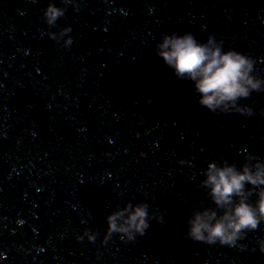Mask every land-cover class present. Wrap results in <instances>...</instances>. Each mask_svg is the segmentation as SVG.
I'll return each instance as SVG.
<instances>
[{
  "label": "water",
  "instance_id": "95a60500",
  "mask_svg": "<svg viewBox=\"0 0 264 264\" xmlns=\"http://www.w3.org/2000/svg\"><path fill=\"white\" fill-rule=\"evenodd\" d=\"M49 3L65 9L54 28ZM66 26L67 48L47 35ZM173 32L214 36L264 78V0H0V264H264V224L243 251L183 239L212 207L210 162L264 161V92L238 101L251 117L209 113L154 52ZM126 203L163 224L104 243Z\"/></svg>",
  "mask_w": 264,
  "mask_h": 264
},
{
  "label": "clouds",
  "instance_id": "9594fccd",
  "mask_svg": "<svg viewBox=\"0 0 264 264\" xmlns=\"http://www.w3.org/2000/svg\"><path fill=\"white\" fill-rule=\"evenodd\" d=\"M64 12V8L49 3L43 12V20L49 28H54ZM71 31V27L66 26L59 32L49 31L47 35L57 43L67 37L63 40V46L67 48L72 44ZM154 52L177 81L192 83L198 105L209 113L246 118L254 115L251 108L238 104L253 92H264V78L254 74L251 57L234 50L225 51L222 41H217L212 35L201 42L187 32L163 34L160 42L154 45ZM178 163L191 167V161L180 160ZM202 175L204 179L199 187L206 190L212 207L192 213L186 221L183 239L243 251L245 245L238 242L264 224V161L252 154L245 155L239 167L225 160L213 161ZM253 196L256 197L254 203L250 202ZM160 213L150 215L145 203H126L123 208L117 206L104 216L107 228L103 242L116 234L121 241L134 243L138 237L144 236L152 221L163 224L165 214ZM85 235L92 243L97 234ZM77 239L82 240L83 237ZM255 244L259 252L264 253V239H257Z\"/></svg>",
  "mask_w": 264,
  "mask_h": 264
}]
</instances>
